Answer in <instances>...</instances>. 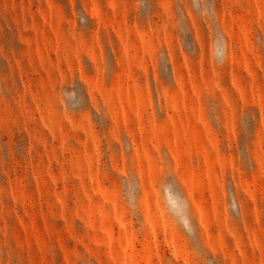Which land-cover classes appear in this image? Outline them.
<instances>
[{
    "label": "rangeland",
    "instance_id": "1",
    "mask_svg": "<svg viewBox=\"0 0 264 264\" xmlns=\"http://www.w3.org/2000/svg\"><path fill=\"white\" fill-rule=\"evenodd\" d=\"M0 264H264V0H0Z\"/></svg>",
    "mask_w": 264,
    "mask_h": 264
}]
</instances>
